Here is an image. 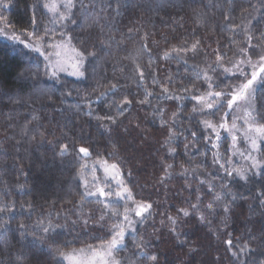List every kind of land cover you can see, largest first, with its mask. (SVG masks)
<instances>
[{
	"label": "trees",
	"instance_id": "1",
	"mask_svg": "<svg viewBox=\"0 0 264 264\" xmlns=\"http://www.w3.org/2000/svg\"><path fill=\"white\" fill-rule=\"evenodd\" d=\"M44 5L0 0V18L35 39L68 33L84 75L55 77L0 37V264H66L137 203L150 212L118 264H264V166L247 180L225 168L194 100L223 88L248 40L264 47V0H73L59 30ZM256 113L264 123V81ZM96 160L117 166L132 199L86 194Z\"/></svg>",
	"mask_w": 264,
	"mask_h": 264
},
{
	"label": "rangeland",
	"instance_id": "2",
	"mask_svg": "<svg viewBox=\"0 0 264 264\" xmlns=\"http://www.w3.org/2000/svg\"><path fill=\"white\" fill-rule=\"evenodd\" d=\"M44 3L53 26L59 30L70 17L73 0H44ZM59 32L57 36L55 31L51 39H35L31 35L16 33L4 18H0V37L41 55L49 74L82 77L84 54L68 33ZM248 41L245 49L222 67L223 88L217 89L216 82H210L208 89L194 99L215 155L225 168L242 180L258 174L264 166L261 153L264 123L258 120L256 113V92L264 81V47ZM224 141L228 142V155L222 147ZM82 180L90 197L103 201H110L112 195L132 199L119 169L107 161H91L83 172ZM150 208L151 205L146 203L130 205L124 212L121 229L110 241L98 248L72 249L63 255L64 261L66 264H118L116 249L123 244L125 235L132 232L150 212Z\"/></svg>",
	"mask_w": 264,
	"mask_h": 264
}]
</instances>
